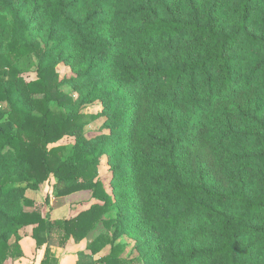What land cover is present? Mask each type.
<instances>
[{"label": "trees", "instance_id": "16d2710c", "mask_svg": "<svg viewBox=\"0 0 264 264\" xmlns=\"http://www.w3.org/2000/svg\"><path fill=\"white\" fill-rule=\"evenodd\" d=\"M0 104V264L99 223L140 257L94 260L101 235L76 264H264V0H0ZM51 179L103 204L29 211Z\"/></svg>", "mask_w": 264, "mask_h": 264}, {"label": "rangeland", "instance_id": "374dc122", "mask_svg": "<svg viewBox=\"0 0 264 264\" xmlns=\"http://www.w3.org/2000/svg\"><path fill=\"white\" fill-rule=\"evenodd\" d=\"M58 72L60 79H69L75 76L74 72L66 66H59ZM36 75L31 74L27 77L28 80L35 79ZM65 92H70V88L66 85L62 87ZM55 106V105H53ZM0 108L8 110L7 104H0ZM101 111V104L99 102L92 103L84 108V113L96 114ZM104 118L98 120H91L86 127V135L88 138H94L100 135L103 131L102 126ZM72 145L71 139L67 138L59 143V145ZM100 179L105 184L108 192H111V178L112 172L106 163L100 168ZM54 179L50 182L44 183L39 191H30L29 197L34 200V207L28 208L29 211L37 210L43 215L49 216L53 221L69 220L80 213L90 209L95 204H103L92 193V191L76 192L68 196L58 197L53 190ZM49 198V199H48ZM49 201V202H48ZM110 215L114 216V212ZM105 237L106 245L102 252L94 257V260H99L103 257L109 256L114 250L116 255L124 260H138L140 257L139 250L134 239L121 235L115 226H106L99 223L85 239L76 241L73 238L64 246H44L38 248L36 241L32 237V228H26L24 237L21 241V247L24 251V256L19 258H10L5 264H42L45 259L46 249L49 248L51 253L48 257L47 264H76L79 263V254L82 252L89 255V247L98 236ZM133 264H140L134 262Z\"/></svg>", "mask_w": 264, "mask_h": 264}]
</instances>
